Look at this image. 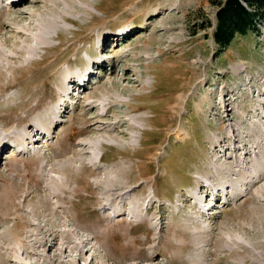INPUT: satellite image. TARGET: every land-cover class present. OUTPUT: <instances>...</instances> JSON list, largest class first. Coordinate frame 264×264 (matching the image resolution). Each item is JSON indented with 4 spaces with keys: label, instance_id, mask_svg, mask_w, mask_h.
<instances>
[{
    "label": "rangeland",
    "instance_id": "rangeland-1",
    "mask_svg": "<svg viewBox=\"0 0 264 264\" xmlns=\"http://www.w3.org/2000/svg\"><path fill=\"white\" fill-rule=\"evenodd\" d=\"M9 3L0 0V138L14 139L0 155V264H13L6 241L15 242L25 230L15 204L32 212V220L52 218L47 203L60 204L49 197L54 178L69 185L61 194L62 220L76 231L98 232L92 245L111 263L146 257L144 250L155 245L156 264H175L193 251L194 239L200 247L194 257L204 264H245V259L259 264L253 252L264 259V182L247 194L253 163L242 179L231 175L238 162L231 174H221L235 147L241 149L234 155L238 160L255 158L264 147L259 140L264 139V22L256 20L259 30L236 35L222 50L213 39L217 7L209 0ZM43 31L49 32L46 39L39 36ZM103 36L110 40L100 47ZM105 61L108 66L98 67ZM87 67L90 80L66 96L68 76ZM240 70L244 74L237 77ZM129 71L143 88L124 80ZM63 101L67 107H60ZM228 102L232 105L224 109L221 105ZM61 109L66 114L55 124ZM96 115L105 125L87 131ZM52 122L59 126L51 128ZM35 125L44 126L46 135L35 148L30 141L20 145L17 138L27 134L17 133L27 129L31 134ZM74 130L84 133L76 139ZM239 131L243 134L235 137ZM123 132L131 137H122ZM222 139L226 143L219 146ZM216 142V154L224 155L217 167ZM78 143L88 148H77ZM118 167L127 170L130 184H142L135 200L128 201L126 216L117 208L110 216L95 212L97 179ZM212 183L234 185L217 200L200 189ZM139 196L152 199L149 214L135 210L149 204ZM134 210L138 217L131 220ZM232 242L236 251L230 254L223 248Z\"/></svg>",
    "mask_w": 264,
    "mask_h": 264
},
{
    "label": "bare ground",
    "instance_id": "bare-ground-1",
    "mask_svg": "<svg viewBox=\"0 0 264 264\" xmlns=\"http://www.w3.org/2000/svg\"><path fill=\"white\" fill-rule=\"evenodd\" d=\"M3 2H6L7 4L10 2L9 4H12L13 6H15V4H17L19 2L21 3V0H5V1L3 0ZM35 4L36 5L33 8H37L40 5V2L35 1ZM28 16H29L28 13H24L23 14V20L28 18ZM2 25L4 27L6 26L4 21H3ZM19 34L24 35V31L20 32ZM39 36L42 39H46L49 36V32L43 31L39 34ZM109 40L110 39H105V37L103 36L102 40H100L101 45H99V46L101 47L103 45V43L106 44V41L108 42ZM39 46L40 45L38 44L37 47H39ZM100 47L96 48L97 51H99L101 49ZM103 54H104V51H103ZM101 57L103 58V56H101ZM89 62H90V60H88V62L85 65L87 66V64ZM99 62H101V61H97L96 63H99ZM102 63H105V64L103 66H98V67L103 68V67L109 65V63L106 61L102 62ZM87 68H86L85 72H83V71L81 73L79 72L78 75L74 74V75L68 76V78H69L68 81L66 80L64 82L66 84L63 85V89H68L66 91V93H67L66 96L67 95L71 96L72 94L74 95L75 86L76 87H79L80 85L82 86L85 84V81L90 80L91 72H90V69L89 68L87 69ZM95 68H96V66L94 67V69ZM94 69H93V72H94ZM130 73H131L130 71H129V73L126 72L124 80L125 81L127 80L130 83H133V84L143 88L144 86H143V84H141V82L139 80L130 79V77H129ZM243 74H244V70L243 71L240 70L236 74V76L239 75L237 77H241ZM79 75H83V76H79ZM94 76H95V74H94ZM96 76H98V75H96ZM72 78H73V81H70V79L72 80ZM226 89H228L227 93H230L231 89L230 88H226ZM224 98H226V97H224ZM63 105H65L64 101L60 107H62ZM230 105H232V102L224 103L221 106H223L224 109H227V107ZM88 106H91V110H93V111L97 110V106H93L92 104L91 105L89 104ZM65 107H67V105H65ZM262 109L264 110V107ZM63 114H66V110L61 109V111L58 112L57 115L55 114V117L52 121L56 120V118L58 117L59 119L54 121V122H55V124H57L58 121H59L58 123H60L62 120L61 117L64 116ZM61 115H63V116H61ZM105 116H107V115L105 114ZM227 117L229 118L231 116H229V114H228ZM102 119H103V116L96 115L95 118L92 119V123L88 125L87 131L88 130L90 132L95 131L94 125H97V124L104 126L105 123L102 121ZM262 121L264 122L263 119H262ZM54 122H52V124H50L51 128H54L53 127L55 125ZM249 122H247L246 124H248ZM55 126L57 127L59 125H55ZM126 126H127V121L123 122L120 127L123 128ZM43 127L44 126L40 127L39 125H35L34 128L32 129L31 134L28 133L27 129H23L20 133H17V135L18 134L22 135L24 133L27 134V137H21L19 139L17 138L19 144L24 145L30 141L29 143L32 145V148H33L35 146L34 143L39 142L40 138L44 137L46 135V131ZM116 128L117 127H115L114 130ZM228 128H230L231 130H234V125L230 124L228 126ZM131 129L135 130V129H137V127L133 126V127H131ZM262 130H264V127H262ZM83 133H84L83 130L82 131L74 130L72 132V136L76 137V139H78L77 137H80L81 135H83ZM121 134H122V137H125V138L131 137L129 134L124 133V132ZM242 134H243V131H239V133L235 137L240 138ZM52 135H53V133H52ZM52 135L49 136L48 140L50 139V137ZM176 136H177V138L179 137L178 133H176ZM7 137H8V135H7ZM232 137H234V135H232ZM52 138L53 137H51V139ZM13 139H14V136H11L8 138H6V137L0 138V155H2L6 151V149L10 146V143H12ZM258 139L259 138H257V140ZM259 140L264 141V139H259ZM217 142L215 143V146L212 149L213 151H215L214 154L217 158L216 162H215V167L219 166L220 162L223 160L222 158L224 157V155L219 156L216 154L217 150L219 149V148H217V145H218ZM225 143H226L225 140L222 139L219 143V146H223ZM248 146H249V144H248ZM248 146H246V148L244 149L245 155L249 154L250 147H248ZM76 147L77 148L83 147V148L87 149L88 145L85 143H78L76 145ZM24 151L25 150L23 149L22 152H24ZM238 151H241L240 147H235L234 152L230 153L228 159L231 161L228 162L229 163V165H227L228 167L224 168L221 175L231 174L232 173V166L236 165V163L238 162L236 165L237 166V170H236L237 172L232 173L231 175H236L237 178L239 177L238 179H242L244 177V175H243L244 170L247 169L251 163H253V165L251 167V173H249V175H248V178H250V179L246 182V185L249 186V188L247 189V194L250 195L253 193L254 187H256V185H258L261 182L262 183L264 182V147H262V149L257 152L256 157L252 158V159L246 158V159L238 160L237 157H234L235 153H237ZM29 152L30 151H26L25 153H29ZM85 154L89 155L90 152H86ZM35 155L37 156L38 153L36 152L33 155V157H36ZM213 159H214V157H213ZM78 160L81 162V158H79ZM226 160H227V158H226ZM92 165H94V162H92ZM79 169L82 170L83 166H81ZM61 170L64 171L65 169L64 170L61 169ZM96 171H98L100 174L99 169H97ZM260 172H261L260 176L256 178L254 176V174L260 173ZM58 173L60 174L62 172H60V170H59ZM102 174H101L102 178H98L96 183H95V190L98 192V196L96 195L97 197L95 198V204H96L95 212H101V213H104V214H107L108 216H110L111 212H112L111 210L114 211V209L117 208L116 210L119 213V215L126 216V208L128 207V201L130 199H132V201L135 200V198H136L135 193L142 186V184H138V185L130 184L129 183L130 181H127L128 172L123 167H118L117 169L109 170L107 174H104V176ZM66 182L67 181L62 179V178H54L51 181V188H50L51 193H50L49 197L57 199L60 203L59 205H57V207H55L54 204L52 203L53 207H55V208H53L51 203H49L47 201L48 202L47 203V210H48L50 216L52 217L51 219L43 221V220H41L39 215H37V219L34 218V215H33L32 217L35 220H32L31 218L28 217V214H33L32 212L27 213L25 211L26 207L15 204L17 207V212L21 215L20 220H21V223L23 224L22 226L25 228V230L19 234V236L17 237L15 242H11L9 239H8V241H6L7 242L6 243L7 249L6 250H7L8 255H10V258H9L10 262H12L13 264H156V249H155L156 247H155V245H151L150 247L146 248L145 250L143 249L144 251L147 252L146 257H128V256H126L124 258L119 259L118 261H114L113 263H111L112 259H110V256H106V258H105L104 256H102L103 253L96 250L95 247L92 245V240L98 238V232H96V231L91 232V230L88 231L87 229L82 230V231H79V230L76 231L77 229L69 228L70 226H68L67 223L62 220V217L58 213L59 212L58 210H64L66 208L62 204L64 202V199L62 198L63 195H61V194H64V192H68L67 190H68L69 185L66 184ZM220 185H221L220 183L218 185H215V186L213 185V183L210 184L209 186L202 184L200 186V189H205V194L211 193V194H213L211 196H213L214 198H216L218 200L220 198V196L223 195V193L224 194L229 193L231 190L230 187L233 186L234 184L228 185L227 187H225V185L223 187ZM232 190H233V188H232ZM60 195H61V197H60ZM139 198L142 201L143 200L146 202L148 201L149 204L145 208L139 207L137 209V207H135V210L140 211V210L144 209V211L149 214V211H151L153 209L150 207V205L152 204V199L150 197L146 198L145 196H139ZM216 199H214V200L217 202ZM49 200H50V198H49ZM193 200H194V198H191V201H193ZM202 202H203V200H202ZM199 203L200 202H198V204ZM201 209L205 210L204 207H202V205L200 207V210ZM135 210H134L133 214H131V220H133L134 218L137 219V217H138L137 216L138 213ZM61 212L65 213V215L66 214L69 215V213L67 211H61ZM119 215H117V216H119ZM64 216H63V218H64ZM149 219H151V218H149ZM73 223H74V220H73ZM194 225L196 227H200L199 222H195ZM105 229L109 230L111 228L109 226H105ZM89 232L93 233V238L91 237ZM198 238H200V236H198ZM198 238H197V240H198ZM192 240H193L192 241L193 251L185 259L180 260L179 262L177 261L175 264H204L203 261H199L194 257L196 255V251H198L200 249V247L198 248V246L195 245L196 243H194V239H192ZM197 240H196V242H198ZM223 249H224V251H227L231 254V253L236 251L235 250L236 249L235 243L234 242L227 243V244H225V248H223ZM256 252L255 251L253 252L254 259L257 260V262L259 264H264V259L262 258L260 252L259 253L258 252L256 253ZM88 255L90 257L87 259ZM18 256H21L23 258V260L17 259L16 257H18ZM100 256L104 257L103 263H100L97 260V258H99ZM244 263L247 264V259L244 260Z\"/></svg>",
    "mask_w": 264,
    "mask_h": 264
},
{
    "label": "trees",
    "instance_id": "trees-1",
    "mask_svg": "<svg viewBox=\"0 0 264 264\" xmlns=\"http://www.w3.org/2000/svg\"><path fill=\"white\" fill-rule=\"evenodd\" d=\"M215 4L213 39L220 49L227 48L236 35L259 30L256 20L264 22V0H209Z\"/></svg>",
    "mask_w": 264,
    "mask_h": 264
}]
</instances>
